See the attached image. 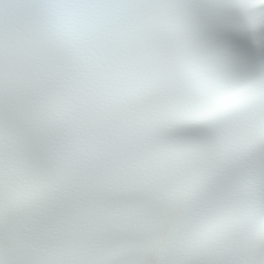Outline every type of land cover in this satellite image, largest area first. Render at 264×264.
Returning <instances> with one entry per match:
<instances>
[{"label": "snow or ice", "instance_id": "snow-or-ice-1", "mask_svg": "<svg viewBox=\"0 0 264 264\" xmlns=\"http://www.w3.org/2000/svg\"><path fill=\"white\" fill-rule=\"evenodd\" d=\"M0 264H264V0H0Z\"/></svg>", "mask_w": 264, "mask_h": 264}]
</instances>
